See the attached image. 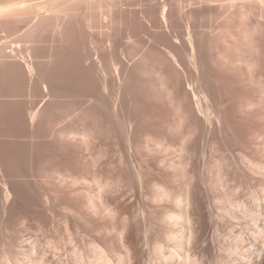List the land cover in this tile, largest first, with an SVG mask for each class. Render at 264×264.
<instances>
[{
    "label": "rangeland",
    "instance_id": "obj_1",
    "mask_svg": "<svg viewBox=\"0 0 264 264\" xmlns=\"http://www.w3.org/2000/svg\"><path fill=\"white\" fill-rule=\"evenodd\" d=\"M0 94V264H264V0H0Z\"/></svg>",
    "mask_w": 264,
    "mask_h": 264
},
{
    "label": "bare ground",
    "instance_id": "obj_2",
    "mask_svg": "<svg viewBox=\"0 0 264 264\" xmlns=\"http://www.w3.org/2000/svg\"><path fill=\"white\" fill-rule=\"evenodd\" d=\"M89 1H90V0H89ZM20 3H21V2H20ZM23 3H24V2H23ZM92 3H93V2H92ZM24 4L26 5V3H24ZM39 4H40V3H39ZM42 4H43V3H42ZM44 4H45V2H44ZM16 5H17V3H16ZM25 5H24V6H25ZM42 6H43V5H42ZM22 7H23V6H21V8H22ZM25 7H26V6H25ZM45 7H46V6H45ZM16 8H17V7H16ZM18 8H19V7H18ZM26 8H27V7H26ZM39 8L41 9L40 6H39ZM47 8H48V7H47ZM23 9H24V8H23ZM39 11H40V10H39ZM44 11H45V10H44ZM41 12H42V10H41ZM45 12H46V11H45ZM124 13H125V12H124ZM131 13H132V12H131ZM133 13H134V12H133ZM125 14H126V13H125ZM128 14H129V13H128ZM137 22H138V21H137ZM130 24H131V23H130ZM138 26H139V25H138ZM119 33H120V32H119ZM122 33H123V32H122ZM133 37H134V36H133ZM117 38H118V37H117ZM109 40H110V39H109ZM105 41H106V40H105ZM113 41H114V40H113ZM77 42H79V41H77ZM97 42H98V41H97ZM114 42H115V41H114ZM103 43H105V42H103ZM109 43H110V42H109ZM68 44H69V42H68ZM81 44H82V43H81ZM97 44H98V43H97ZM70 45H71V44H70ZM99 45H100V43H99ZM65 46H67V45H65ZM77 46H78V45H77ZM102 46H103V44H102ZM104 46H105V45H104ZM72 47H73V46H72ZM67 48H68V47H67ZM58 49H59V48H58ZM80 49H81V48H80ZM63 50H64V49H63ZM71 50H72V49H71ZM100 50H101V49H100ZM67 52H68V50H67ZM59 53H60V52H59ZM61 53H62V52H61ZM81 53H82V52H81ZM99 53H100V52H99ZM72 54H73V52H72ZM82 54H83V53H82ZM61 56H62V54H61ZM71 56H72V55H71ZM80 56H81V55H80ZM80 56H78V54H77V57H78V58H77V57H76V58L79 60V57H80ZM57 57H58V56H57ZM58 58H60V57H58ZM61 58H62V57H61ZM69 58H70V56H69ZM80 58H81V57H80ZM84 58H85V57H84ZM84 58H82L81 61H82ZM69 60H70V59H69ZM86 60H87V59H86ZM90 60H91V59H90ZM72 61H73V60H72ZM81 61H80V62H81ZM84 61H85V60H84ZM98 61H99V60H98ZM100 61H101V60H100ZM51 62H52V61H51ZM53 62H54V61H53ZM60 62H61V61H60ZM60 62H59V63H60ZM66 62H67V61H66ZM78 62H79V61H78ZM78 62H76V63H78ZM85 62H86V61H85ZM85 62H84V64L86 65ZM61 63H64L63 60H62ZM76 63H75V64H76ZM87 63H88V61H87ZM95 63L97 64V62H95ZM75 64H74V66H75ZM79 64H80V63H79ZM79 64H78V66H76V68H74V66H73L74 69H73V70L70 69V70L73 72V74L76 75V76L73 75L74 77H76V78L78 77L77 80H78L79 78H81V79L84 81V82H82V84H81V85H84L85 80H88V79H89L88 76L84 74V73L86 72V68L88 69L89 66L87 67V65H86V68L84 69L85 71H83V67H80V66L83 65V61H82V65H79ZM88 64H89V63H88ZM50 65H51V64H50ZM62 65H63V64H62ZM70 65H71V64H70ZM70 65H67V66H66V64H65V66H64V65H63V66L66 68V67H70ZM89 65L92 66V63H90ZM94 65H95V64H93V67H94ZM63 66H61V67H63ZM83 66H84V65H83ZM91 66H90V67H91ZM95 66L98 67V65H95ZM53 67H54V66H53ZM53 67H52V69H53ZM57 67H59V66H57ZM61 67H60V68H61ZM64 67H63V69H64ZM84 67H85V66H84ZM71 68H72V65H71ZM91 68H92V67H91ZM52 69H51V70H52ZM67 69H68V68H67ZM89 69H90V68H89ZM94 69H95V68H94ZM94 69H93V71H94ZM51 70H49V71H51ZM53 70H54V69H53ZM59 70H60V69H59ZM95 70H96V69H95ZM64 71H66L65 74H67V71H68L69 73L72 74V72H70L69 70H64ZM64 71H63V72H64ZM93 71H92V73H93ZM88 72H89V71H88ZM60 73H61V75H64V76H65V74H62L61 71H60ZM86 73H87V72H86ZM89 73H91V71H90ZM53 74L58 76L59 73L57 74V71H56V74H55V73H53ZM87 74H88V73H87ZM59 75H60V74H59ZM67 75L69 76L70 74H67ZM67 75H66V76H67ZM88 75H90V74H88ZM94 75H95V74H94ZM90 76H91V75H90ZM45 77H46V76H45ZM51 77H52V76H51ZM58 77H59V76H58ZM69 77H70V76H69ZM69 77H67V78H69ZM71 77H72V75H71ZM71 77H70V79H71ZM74 77H73V78H74ZM92 77H93V76H92ZM92 77H91V78H92ZM96 77H97V76H96ZM96 77H95V78H96ZM56 78H57V77H56ZM60 78H61V76H60ZM60 78H59V79H60ZM63 78L66 79L65 77H63ZM63 78H61V79L63 80ZM61 79H60V80H61ZM53 80H54V79H53ZM79 80H80V79H79ZM79 80H78L77 82H79ZM82 80H81V81H82ZM92 80H93V79H92ZM63 81H64V80H63ZM67 81H68V79H67ZM71 81H72V80H70V83H71ZM73 81H74V79H73ZM73 81H72V83H73L74 85H72V87L74 86L73 88H75V87H76V86H75V83H76V85H77V82H73ZM75 81H76V80H75ZM89 81H91V80L89 79ZM89 81H87V84H88V85H92V83H94V82H92V83L90 82L91 84H89V83H88ZM64 82H65V81H64ZM64 82H63V83H64ZM96 82H97V81H96ZM57 83H59V82H57ZM57 83H56V84H57ZM63 83H62V84H63ZM67 83H68V82H67ZM72 83H71V84H72ZM64 84H65V83H64ZM57 85H58V84H57ZM60 85H61V84H60ZM66 85H67V84H66ZM78 86L80 87V85H78ZM86 86H87V85H86ZM1 87H2V86H1ZM45 87H46V86H45ZM66 87H67V86H64V89H65V90H67ZM83 87H85V86H83ZM87 87H88V86H87ZM89 87H90V86H89ZM95 87H96V86H95ZM95 87L92 88V90H95ZM67 88H69V86H68ZM80 88H81V87H80ZM85 88H86V87H85ZM62 89H63V88H62ZM71 89H72V88H71ZM71 89H70V93H71ZM77 89H78V87H76L72 92H74V91L77 90ZM96 89H97V88H96ZM46 90H47V89H46ZM82 90H83V88H82ZM2 91H3V90H2ZM78 91H79V89H78ZM78 91H77V92H78ZM9 92H10V91H9ZM67 92H68V91H67ZM81 92H82V91H81ZM81 92H80V93H81ZM83 92H85V90H83ZM87 92H89V91H87ZM93 92H94V91H93ZM13 93H14V92H13ZM70 93H69V94H70ZM89 93H90V92H89ZM6 94H7V93H6ZM69 94H68V95H69ZM76 94H78V93H76ZM95 94H97V93L95 92ZM95 94H94V96H96ZM98 94H99V93H98ZM0 95H1V94H0ZM3 95H4V94H3ZM3 95H1V96H3ZM85 95L88 96V93L85 94ZM91 95H92V94H91ZM12 96H14V95H12ZM19 96H20V95H19ZM81 96H83V94H82ZM71 97H72V95H71ZM3 101H4V99H3ZM5 101H6V100H5ZM19 102H20V101H19ZM72 102H73V101H72ZM20 103H22V102H20ZM14 104H15V103H14ZM22 105H23V104H22ZM25 105H27V104H25ZM33 105H34V104H33ZM19 106H21V105L19 104ZM30 106H31V105H30ZM34 106H36V105H34ZM34 106H33V107H34ZM0 107H1V106H0ZM16 107H17V106H16ZM37 107H38V106H37ZM79 107H80V106H79ZM8 108H9V107H8ZM8 108L6 107V109H8ZM20 108H21V107H20ZM22 108H24V107H22ZM31 108H32V107H31ZM74 108H75V107H74ZM6 109H4L5 112H7ZM15 109H16V108H15ZM15 109H14V110H15ZM18 109H19V107H18ZM8 110H9V109H8ZM11 110H12V109H11ZM16 110H17V109H16ZM19 110H20V109H19ZM19 110H17V111H19ZM29 110H30V109H29ZM20 111L23 112L24 110L22 111V109H21ZM0 112H1V111H0ZM2 112H3V111H2ZM9 112L11 113V111H9ZM21 112H20V113H21ZM30 112H31V111H30ZM37 112H38V109H37V111H36V108L34 107L33 110H32V112L29 113L30 118H31V122L35 120V117L37 116V115H36ZM76 112H77V111H75V113H76ZM10 113H9V114H10ZM16 113H17V112H16ZM81 113H82V112H81ZM4 114H5V113H3V115H4ZM6 114H7V113H6ZM14 114H15V113H14ZM14 114H13V115H14ZM21 114H22V113H21ZM24 114H25V113H24ZM77 114H78V113H77ZM11 115H12V114H11ZM13 115H12L11 117H14ZM16 115H17V114H16ZM22 115H23V114H22ZM25 115H27V114H25ZM0 116H2V114H0ZM8 116H9V115H8ZM8 116H3L2 118H3V119H4L5 117L8 118ZM19 116H20V114H19ZM9 117H10V116H9ZM16 117H17V116H16ZM20 118H21V116H20ZM20 118H19V119H20ZM22 118H24V117H22ZM25 118H27V117H25ZM8 120H11V119L8 118ZM16 120H17V122H19L17 118H16ZM0 121H1V120H0ZM22 121H23V120H22ZM22 121H21V119H20V122H22ZM24 121H25V119H24ZM2 122H4L3 124H7V123H8L7 121H2ZM2 122H1L0 124H2ZM5 122H7V123H5ZM29 122H30V121H29ZM14 123H16V122H14ZM23 123H24V122H23ZM32 123L34 124L35 122H32ZM12 124H13V122H12ZM35 124H36V123H35ZM14 125H16V124H13V126H14ZM19 125H20V123H19ZM21 125H22V124H21ZM21 125H20V126H21ZM24 125L27 126V124H24ZM38 125H39V124H38ZM7 126H8V129H9V128L11 127V123L8 124ZM7 126H6V127H7ZM33 126L35 127V125H33ZM1 127H2V125H1ZM6 127L4 126V128L0 129V139H1V140H0V162H1V164L3 163L2 165H3L4 168H5V160H6L5 157H8V155L11 153V152H10L8 155L5 154V150H6L5 145H6V143H9V142H7L8 138H7V140L5 141V139H6V137H5V134H6V133H5ZM17 127H18V126H17ZM22 127H25V126H21V128H22ZM28 127H30V126L28 125ZM34 127H33V128H34ZM36 127H37V126H36ZM61 127H62V126H61ZM61 127H60V128H61ZM26 128H27V127H26ZM30 128H31V127H30ZM33 128H32V129H33ZM11 129H12V128L9 129V132L11 131ZM13 129H14V128H13ZM17 129H18V131H19V128H17ZM17 129H16V132H18ZM22 129H23V128H22ZM38 129H39V128H38ZM14 130H15V129H14ZM14 130H13V131H14ZM20 130H21V129H20ZM24 130H25V129H23V130H21V131L24 132ZM29 130H30V129H29ZM29 130H27V131H29ZM33 130H34V129H33ZM40 130H41V129H40ZM13 131H12V132H13ZM30 131H31V130H30ZM35 131L37 132L36 129H35ZM7 132H8V131H7ZM9 132H8V135L6 134V136H9V137H10ZM19 132H20V131H19ZM22 132H20V134H22ZM25 132H26V131H25ZM42 132H44V131L42 130ZM42 132H41V134H42ZM14 133H15V132H14ZM37 133H38V132H37ZM61 133H62V132H61ZM11 134H12V133H11ZM15 134L18 135L17 133H15ZM23 134L25 135V133H23ZM23 134H22V136H23ZM27 134H28V133H27ZM29 134H30V133H29ZM31 134H32V133H31ZM39 134H40V132H39L38 135H37L38 137H40V135H41V134H40V135H39ZM55 134H56V133H55ZM59 134H60V132H59ZM12 135H13V134H12ZM12 135H11V136H12ZM42 135H44V134H42ZM45 135H46V134H45ZM14 136H15V135H14ZM26 136H27V135H26ZM12 137H13V136H12ZM17 137H18V136H17ZM17 137L15 136L13 139L15 140ZM35 137H36V135H35ZM24 138H25V137H24ZM29 138H31V136H30ZM29 138H28V139L25 138V139H27V140L30 141L32 138H31V139H29ZM40 138H41V137H40ZM21 139H22V138H21ZM35 139H36V138H35ZM38 139H39V138H38ZM9 140H10V138H9ZM11 140H12V138H11ZM11 140H10V141H11ZM14 140H13V141H14ZM17 140H18V139H16V141H17ZM32 140H34V139H32ZM36 140H37V139H36ZM23 141H24V140H23ZM23 141H22V142H23ZM29 141H27V142L30 143ZM5 142H6V143H5ZM11 142H12V141H11ZM17 142H18V141H17ZM39 142H40V141H39ZM12 143H15V141L12 142ZM24 143H25V142H24ZM34 143H35V142H32V144H34ZM36 143H37V142H36ZM10 144H11V143H10ZM19 144H20V143H19ZM19 144H18V145H16V144H13V145H12V144H11V146H12L13 148L16 147V146H17L18 148H19V147H22V148L25 147L24 144H20V145H19ZM30 144H31V143H30ZM32 144H31V145H32ZM42 144H44V143H42ZM7 145H8V144H7ZM31 145H29V146H31ZM35 145H36V144H35ZM35 145H34V146H35ZM39 145H40V144H39ZM9 146H10V145H9ZM11 146H10V147H11ZM34 146H32V147H34ZM6 147H7V146H6ZM10 147H9V150H11ZM12 147H11V148H12ZM17 147H16V149H17ZM39 147H40V146H39ZM7 148H8V147H7ZM26 148H27V147H26ZM29 148H30V147H29ZM13 150H14V149H13ZM25 150H26V149H25ZM29 150H30V149H29ZM38 150H39V149H38ZM7 151H8V150H7ZM14 151H15V150H14ZM22 151H23V150H22ZM33 151H34V150H33ZM29 152H30V151H29ZM29 152H27V153H29ZM7 153H8V152H7ZM13 153L15 154V152H13ZM21 153H22V152H21ZM21 153H20V154H21ZM30 154H31V153H30ZM34 154H35V153H34ZM5 155H7V156H5ZM27 155H28V154H27ZM12 156H13V155H12ZM28 156H29V155H28ZM33 156H34V155H33ZM38 156H39V155H38ZM16 157H17V156H16ZM18 157H19V155H18ZM22 158H23L22 156H21L20 158H18V159H19V162H21V164H22V162L24 161ZM27 158H28V157H27ZM29 158H30V156H29ZM10 159H11V157H10ZM12 159H13V158H12ZM14 159H15V158H14ZM24 159H26V158L24 157ZM38 159H39V158H38ZM8 160H9V159H7V161H8ZM30 160H31V159H30ZM26 161H28V160H25V163H26ZM32 161H33V159H32ZM9 162H10V160H9ZM11 162H14V161H11ZM15 162H16V160H15ZM17 162H18V161H17ZM30 163H31V162H30ZM8 164H9V163H8ZM12 164H14V163H12ZM15 164H16V163H15ZM21 164H20V165H21ZM31 164H32V163H31ZM20 165H19V166H20ZM32 165H33V164H32ZM8 166H9V165H8ZM15 166H16V165H15ZM23 166L25 167V165H23ZM28 166H29V165H28ZM17 167H18V166H17ZM20 167H21V166H20ZM31 167H33V166H31ZM11 168H12V167H11ZM15 168H16V167H15ZM20 169H21V168H20ZM6 170H7V169H6ZM8 170H9V169H8ZM27 170L29 171V167H28ZM21 171H22V170H21ZM30 171H31V169H30ZM33 172H34V170H33ZM18 173L20 174L21 172H18ZM21 174H22V173H21ZM26 174H28V173H26ZM26 174H24V175H26ZM12 176H13V174H12ZM31 176H32V174H31ZM23 177H25V176H23ZM11 178H12V177H11ZM20 181H21V180H20ZM22 181H23V180H22ZM18 182H19V181H18ZM24 183H25V182H24ZM19 185H20V184H19ZM27 185H28V183H27ZM29 185H30V184H29ZM29 185H28V186H29ZM20 187H21V186H20ZM29 189H30V188H29ZM20 190H21V188H20ZM32 190H33V189H32ZM33 191H34V190H33ZM18 192H19V191H18ZM28 192H29V191H28ZM34 192H35V191H34ZM30 196H31V195H30ZM34 199H35V198H34ZM34 202H35V201H34ZM2 231H3V230H2Z\"/></svg>",
    "mask_w": 264,
    "mask_h": 264
}]
</instances>
